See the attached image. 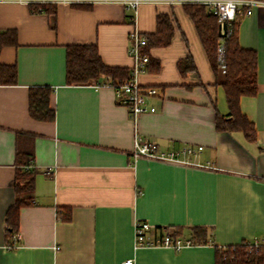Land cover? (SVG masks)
I'll return each mask as SVG.
<instances>
[{
  "label": "crops",
  "instance_id": "obj_1",
  "mask_svg": "<svg viewBox=\"0 0 264 264\" xmlns=\"http://www.w3.org/2000/svg\"><path fill=\"white\" fill-rule=\"evenodd\" d=\"M91 4L59 3L51 16L23 0H0V31L14 29L18 38L0 53L18 71L16 84L0 81V264H215V245L264 235V4L239 25L240 44L258 54L257 94L241 99L255 140L217 130V115L229 111L222 75L214 73L183 3L145 2L135 22L123 3ZM160 13L170 14L174 36L168 46L148 50L159 69L139 75L160 92L149 100L155 111L134 119L112 86L66 84L67 45L94 43L106 64L130 69V32L149 37ZM189 56L196 70L182 73L179 62ZM44 85L54 87V121L29 114V88ZM19 132L34 137L38 173L33 203L20 209L19 241L9 249L6 215L16 200ZM137 135L160 151L203 149L188 163L136 156ZM69 210L71 219H62ZM139 220L178 230L185 241L192 228L208 227L213 240L180 250L137 246Z\"/></svg>",
  "mask_w": 264,
  "mask_h": 264
},
{
  "label": "trees",
  "instance_id": "obj_2",
  "mask_svg": "<svg viewBox=\"0 0 264 264\" xmlns=\"http://www.w3.org/2000/svg\"><path fill=\"white\" fill-rule=\"evenodd\" d=\"M92 7V4H75ZM33 12H46L51 16L56 14L57 4L31 2ZM184 8L193 20L201 43L211 62L212 69L217 75H222L221 84L225 91L229 111L227 115H217L216 128L219 131H242L247 139L255 140L257 136L254 122L243 112L241 99L244 96H255L258 90V54L255 49L244 48L239 42V25L242 17L238 16L226 30V35L220 34V22L217 15L208 6L200 3L185 2ZM175 33V24L170 14L160 13L157 16V31L149 35L146 47L168 46ZM17 31L7 29L0 31V53L4 46L17 44ZM225 46L226 71L222 72L218 62V46ZM149 70H158L159 63L150 59ZM182 73L195 71L196 65L192 56L179 62ZM130 78V69L106 64L98 46L90 44H69L66 46V84H99L101 86L123 83ZM0 81L2 84H16L18 71L16 64L3 63L0 60ZM54 87L49 85L32 86L29 88V114L40 121H54L56 109L51 106V96ZM33 135L19 132L17 134L16 174H15V203L6 215L7 246L13 249L19 239L14 235L19 232L20 209L33 203L32 193L35 189V178L38 170L33 167L35 153ZM71 219V211L60 216ZM160 233L166 231L159 229ZM178 237L180 232L168 231ZM213 240L212 229L204 226L192 228V234L187 241L190 243H207ZM215 264H264V252L251 249L249 241L225 247L215 245Z\"/></svg>",
  "mask_w": 264,
  "mask_h": 264
},
{
  "label": "built area",
  "instance_id": "obj_3",
  "mask_svg": "<svg viewBox=\"0 0 264 264\" xmlns=\"http://www.w3.org/2000/svg\"><path fill=\"white\" fill-rule=\"evenodd\" d=\"M26 3H69V4H82V3H97V2H109L118 1L127 5V7L133 9V22L136 21L138 8L145 2H154V0H23ZM156 1V0H155ZM158 2H169L171 4L180 2H193L205 4L209 10L217 15L220 24L227 23L231 25L238 16L244 17L253 13L254 7L263 5L264 1L261 0H157ZM223 31V29H222ZM130 48L129 53L133 60L130 67V78L119 84H115L112 87L115 90L117 102L128 108L130 116L136 119L140 114L145 112H153L156 110L154 106L150 104V99L154 96L160 95L159 90L153 86H146L139 81V75L148 71V64L150 62V54L146 50L148 44V37L140 32L138 29H134L130 32ZM218 62L222 72L226 71L225 63V46L220 43L218 46ZM95 87H100L99 84H94ZM203 149V146L194 148L191 145H184L179 149H173L171 151H160L157 144L153 141L142 139L137 135L135 140L134 154L136 156L146 155L149 157H155L171 161H179L188 163L189 156L195 154ZM14 239H19V235L15 234ZM135 242L137 246L142 245H167L173 246L180 250L189 241H185L180 237H175L168 231L160 233L159 229H156L148 221L139 220L135 227ZM251 249L261 250L264 252V235L255 236L249 241ZM57 248H59L57 246ZM121 264H135L134 259H128Z\"/></svg>",
  "mask_w": 264,
  "mask_h": 264
},
{
  "label": "water",
  "instance_id": "obj_4",
  "mask_svg": "<svg viewBox=\"0 0 264 264\" xmlns=\"http://www.w3.org/2000/svg\"><path fill=\"white\" fill-rule=\"evenodd\" d=\"M222 29H223V31H222ZM226 30H227V23L225 22L223 24H220V31H221L220 34L222 36L226 35Z\"/></svg>",
  "mask_w": 264,
  "mask_h": 264
}]
</instances>
